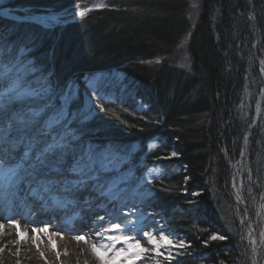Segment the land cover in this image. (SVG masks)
<instances>
[{
  "label": "trees",
  "instance_id": "obj_1",
  "mask_svg": "<svg viewBox=\"0 0 264 264\" xmlns=\"http://www.w3.org/2000/svg\"><path fill=\"white\" fill-rule=\"evenodd\" d=\"M95 1L9 4L48 11ZM110 3L60 35L2 18L0 31L26 32L16 42L47 66L48 81L55 74L61 83H80L84 71H120L125 90L102 99L90 124L102 144L94 148L107 145L105 153L121 150L145 164L169 157L159 162L150 202L185 242L175 253L189 259L176 264L264 258V0H202L197 23L187 18L189 0ZM158 56L166 58L162 65L148 63ZM177 56L189 67L169 63Z\"/></svg>",
  "mask_w": 264,
  "mask_h": 264
},
{
  "label": "rangeland",
  "instance_id": "obj_2",
  "mask_svg": "<svg viewBox=\"0 0 264 264\" xmlns=\"http://www.w3.org/2000/svg\"><path fill=\"white\" fill-rule=\"evenodd\" d=\"M98 1L96 0L95 2L98 3ZM111 1L103 0V3L101 4L102 8L96 10H102L109 7ZM201 1L202 0H189L190 4L187 18L192 23H197L200 17ZM9 2H13V0H0V11L9 10L22 15L42 13L57 15L59 20L63 22L59 26L57 25L61 28H45L36 23L25 22L34 25L35 27H41L46 35L56 33L61 34L69 23L80 19L87 13L95 11L94 9L87 10V8L91 6V2L84 6L74 5L72 8L67 7L60 10L48 11H31L29 9L20 10L19 8H10ZM0 18L6 20V23L8 24H14V22L15 25L22 24L15 20H8V18L6 19L1 15ZM48 22L56 23L52 20ZM1 32L3 31H0V64H2L3 68H6V71L15 70L17 76L14 77L21 82L20 85H17L18 91L27 92L33 98L39 96L40 92L47 94L43 102L39 101L29 104L30 111L37 110L41 107L44 108L43 113L34 123V125L39 124L41 130L39 128L38 130L35 126L36 128L33 133L39 134V132H44L50 137L48 134L50 131L57 136L56 139H59L61 136H64L65 138L66 151H63V149L61 151L64 152L62 154L65 156L63 159L64 166L63 168H58V173L61 174V176L68 174L79 176L72 171V168L77 162H83L90 166L87 170V175L90 173L94 174L93 177H95V179L90 180L92 181L91 187L92 191L94 190L93 192L97 190L100 195V193H102L101 190L104 191L110 184L115 183L116 185V191L119 193L118 197L110 198L104 195V199L106 201L108 200L111 208L115 211L113 215H111L109 221V235L106 238V241L103 243L98 242L97 244L100 251L104 253L103 259L96 254L101 260H99L100 264H173L172 262L176 264L177 262H181V258H179L175 252H178L183 248L185 242L181 241L180 238H177L169 229H167L163 216L157 212L158 210L154 209L150 202L155 194L154 182L163 172L159 162L162 160L164 161L165 159L167 160L169 157H158L153 160L154 162L150 161L145 164L134 158L131 159V156L129 155L132 154H123V151L121 150L119 153H105L101 148L107 150L109 149V146L107 145H104L105 147H100V149L94 148L98 147L97 144L99 145L100 143L97 142V139H93L98 137L94 133V127L90 124H92L96 115L99 114L100 108L102 107L101 103L104 102L102 99H107L109 94L110 99H113L125 90V80L120 71L117 72L116 70H112L111 72H108L106 69L97 72L95 71L93 73L84 71L82 78L79 79L80 83H77V81H72V83L71 81L61 83L59 80L57 81V78L54 76L55 74H53L52 79H49L48 81L43 74L37 73L38 71L35 68L36 65L33 64L32 58L28 59V56L25 55L17 57L11 53L13 47L7 41V35H5L4 32ZM56 44L54 43V45H52V52ZM51 54L53 55V53ZM165 59L164 56H158L148 61V63L151 65H162ZM185 59L188 60L186 57ZM186 62H184L183 56L169 59V63L180 68H188L189 60ZM32 75L35 76V79L39 80L36 81ZM112 80H116L117 83ZM102 83L104 87L101 85ZM105 86L108 87V90ZM45 89L46 91H43ZM57 112H62L64 114L62 121L51 128L45 127L46 121L52 118ZM87 126H91L93 129L87 131L88 133H86V131L83 132L81 129H83V127L86 128ZM32 137L33 135L30 137L25 135L23 137L26 141L24 147ZM152 146L155 147L156 144L152 143ZM174 154L177 156L176 153ZM48 155L52 161H55L54 158H56L57 152L49 153ZM1 160L3 159H0V162ZM19 163H21L20 160L15 162V164ZM60 164L61 163H56L54 166ZM73 192L74 191L72 190L70 195H72ZM83 194L84 192L82 191L80 195ZM115 224H119L120 227H113ZM22 233H24L22 239L27 241V230ZM165 236L172 240V244L165 243ZM110 237H120L121 239L112 240ZM124 237H127L128 239L125 240L123 239ZM153 239L156 241V244L152 243ZM137 243L146 251L139 252L138 249L130 246ZM3 248L4 247L0 246V253L3 251ZM157 248L160 253H163V255L157 253ZM118 252L121 254L117 255ZM72 253V249L66 247L61 254L70 257ZM217 261H219L220 264L221 260L218 259ZM237 262L238 264H264V258H239Z\"/></svg>",
  "mask_w": 264,
  "mask_h": 264
},
{
  "label": "bare ground",
  "instance_id": "obj_3",
  "mask_svg": "<svg viewBox=\"0 0 264 264\" xmlns=\"http://www.w3.org/2000/svg\"><path fill=\"white\" fill-rule=\"evenodd\" d=\"M50 18H52L51 14H44L38 17V21L51 26L52 29L63 23L59 18L57 20ZM51 20L56 23H49L48 21ZM25 33L20 31L8 35L7 41L13 47L11 53L17 57L25 55L28 59L32 58L37 73L42 74L47 66L38 67L34 59L35 52L24 44L16 42L23 40ZM34 40L37 39H32L30 43ZM54 61L56 59L53 56V65ZM14 76H17L15 70L6 71V68L0 64V92L7 90L13 83L21 84ZM20 93L19 98H12L15 96V93H12L0 105V159H3L0 162V169L6 171L16 168L19 164L23 165L17 169L15 177L0 175V246L4 247L0 253L1 264H100L101 260L96 256L91 245L97 246L98 242L106 241L109 235V221L115 210L111 208L108 200L104 199V195L101 193L99 195L97 190L92 191L90 180L94 179L87 177H93V173L85 177V182L73 184V181H79L81 177L69 174L61 176L58 170L55 171L56 168L64 166V162L54 166L61 153H64L61 152L62 150L57 151L55 161H52L48 154L43 160H37V154L57 136L50 131L48 132L50 137L44 132L34 134L35 128L38 129L40 125L34 123L22 125L19 117L30 112L29 104L43 102L47 94L42 93L33 98L27 92ZM25 135L28 137L33 135V137L24 147ZM28 150L30 156L25 159L24 153ZM63 151H66V148H63ZM64 157L63 155V159ZM18 160L21 163L15 164ZM95 188L97 189L96 186ZM33 189L36 190L35 195ZM72 190L74 192L70 195ZM82 191L84 194L80 195ZM17 193H22V196ZM13 205L18 206L17 213L12 211ZM9 207L10 211H8ZM13 221L16 223L14 224ZM165 225L167 226V223ZM45 228L47 231H43ZM25 230L28 232L27 241H24L20 235ZM78 235L85 237V240L77 241ZM66 247L73 251L70 257L61 254ZM188 259L181 258L180 261ZM238 259L236 258L235 264H238Z\"/></svg>",
  "mask_w": 264,
  "mask_h": 264
},
{
  "label": "snow or ice",
  "instance_id": "obj_4",
  "mask_svg": "<svg viewBox=\"0 0 264 264\" xmlns=\"http://www.w3.org/2000/svg\"><path fill=\"white\" fill-rule=\"evenodd\" d=\"M82 15H83V13H82ZM43 91H46V89ZM12 93H15V96L12 98H19L21 96V93L18 91V86L15 83L11 84L9 86V88L7 90H5L4 92H0V105H2L5 98L11 96ZM40 94H42V93H40ZM43 111H44L43 107H41L37 110H32L28 113L21 115L19 117V120H20L22 125H30L32 123H35L36 119L43 113ZM63 116H64V114L62 112H57L56 114H54V116L52 118H50L48 121H46L45 127L51 128L55 125H58L62 121ZM65 147H66V144H65L64 136H61L59 139L54 138L52 143L46 144L45 147L43 148V150L37 154V160H43L47 156V154L55 153L58 150H62ZM29 156H30V150L25 151L24 158L27 159V158H29ZM62 162H63V154L61 153V155L58 157L56 163H62ZM22 166L23 165L20 164V165H17L16 168H11V169H8L6 171L3 169H0V175H7L9 178L15 177L17 174V169L21 168ZM89 167L90 166L86 163L77 162V164L73 166L72 171L77 173L81 177V179L79 181H73L72 183L77 184V183L85 182V177L87 176V170ZM56 170H59V169L57 168ZM87 178L88 179H95V177H87ZM45 190H47V189L45 188ZM33 194L34 195L36 194L35 189H33ZM101 194L108 196L110 198H116L119 195V193L116 191L115 183L110 184ZM13 223L15 224L16 222L13 221ZM113 227L119 228L120 225L115 224V225H113ZM43 231H47V229L45 228V229H43ZM20 235H21V238L24 237V233H20ZM110 239L119 240L121 238L120 237H110ZM123 239L127 240L128 238L124 237ZM76 240L77 241H84L85 237L78 235V236H76ZM164 241L166 244H172V240L168 239L167 236L164 237ZM152 243L156 244V241L153 239ZM130 246L138 249L139 252L146 251L144 248H141L138 243L135 245H130ZM181 246H183V245H181ZM53 247H55L54 242H53ZM91 247H92V250L101 259H103L104 253L101 252L100 249L95 244H92ZM156 251L158 254L163 255V253L159 252L158 248L156 249ZM120 254L121 253H119V252L117 253V255H120Z\"/></svg>",
  "mask_w": 264,
  "mask_h": 264
},
{
  "label": "water",
  "instance_id": "obj_5",
  "mask_svg": "<svg viewBox=\"0 0 264 264\" xmlns=\"http://www.w3.org/2000/svg\"><path fill=\"white\" fill-rule=\"evenodd\" d=\"M102 3H103V0H99L98 3H96L95 5H93L94 3H92L91 6H89L87 8V10H93V9L96 10V9L102 8V5H101ZM0 15L5 17V18H8L10 20H15L18 22H31V23H36V24L42 25L45 28H52L51 26L44 25L42 23V21L41 22L38 21V17H42V15H44V14H32V15L24 14V15H22L20 13L14 12V11L12 12L9 10H1ZM51 16H52V18H50V19H52V20L58 19L57 15L51 14Z\"/></svg>",
  "mask_w": 264,
  "mask_h": 264
}]
</instances>
